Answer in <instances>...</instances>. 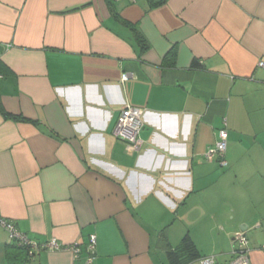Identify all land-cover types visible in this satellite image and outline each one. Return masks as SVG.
I'll use <instances>...</instances> for the list:
<instances>
[{
	"label": "crops",
	"instance_id": "crops-1",
	"mask_svg": "<svg viewBox=\"0 0 264 264\" xmlns=\"http://www.w3.org/2000/svg\"><path fill=\"white\" fill-rule=\"evenodd\" d=\"M262 60L264 0H0V215L80 248L26 264H84L91 235L92 264H228L239 232L264 264ZM125 105L139 150L113 135ZM187 236L199 258L173 261Z\"/></svg>",
	"mask_w": 264,
	"mask_h": 264
},
{
	"label": "built area",
	"instance_id": "built-area-1",
	"mask_svg": "<svg viewBox=\"0 0 264 264\" xmlns=\"http://www.w3.org/2000/svg\"><path fill=\"white\" fill-rule=\"evenodd\" d=\"M259 67L264 69V60L259 62ZM128 75L124 74L122 81H126ZM146 111L141 108L125 105L120 112L118 120L113 129V135L121 142L129 147L139 150L142 146L140 133L145 124ZM228 149V131L221 129L218 133V140L215 147L207 153L209 160L218 158L223 167L228 166L226 161V153ZM0 229H4L9 233L11 238L19 245L26 246L29 249L31 258H35L38 251L42 249L48 251H65L72 252L78 257L80 248L78 244L64 245L57 239H52L44 244H39L31 240L27 235L20 232L15 223L0 215ZM235 248L233 250V260L228 264H251L249 241L244 232H239L235 235ZM97 237L91 235L88 244V257L84 264H92L96 254ZM201 264H216V257H206L200 260Z\"/></svg>",
	"mask_w": 264,
	"mask_h": 264
},
{
	"label": "trees",
	"instance_id": "trees-1",
	"mask_svg": "<svg viewBox=\"0 0 264 264\" xmlns=\"http://www.w3.org/2000/svg\"><path fill=\"white\" fill-rule=\"evenodd\" d=\"M23 119V118H22ZM25 120V119H23ZM51 136H56L51 133ZM11 253L9 252L8 256V264H26V262L33 261L34 259L29 255V249L26 246L19 245L17 242L10 246ZM183 253H186L189 256V259L185 261L188 263L189 261H194L199 258V254L195 244L189 239V237H185L181 244V248L178 251H170L169 256L175 262L180 260V256ZM181 253V254H180Z\"/></svg>",
	"mask_w": 264,
	"mask_h": 264
}]
</instances>
